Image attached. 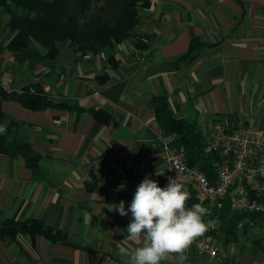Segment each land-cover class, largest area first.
<instances>
[{"label":"crops","instance_id":"obj_1","mask_svg":"<svg viewBox=\"0 0 264 264\" xmlns=\"http://www.w3.org/2000/svg\"><path fill=\"white\" fill-rule=\"evenodd\" d=\"M139 13V35L149 37L138 50L126 41L116 47V66L103 55L75 62L62 49L56 63L42 59L39 45L17 63L5 48L7 17L0 10V85L18 91L39 83L56 101L79 109L32 111L16 101L1 110L21 123V134L42 158L48 183L34 180L21 157L0 156V213L3 219L39 220L65 236V243L43 236L0 239V264H127L140 239L124 240L131 213L112 211L121 200L127 210L145 176L158 182L165 165L157 137L152 99L165 96L178 118L197 125L208 141L216 120L264 127V0H150ZM191 39L206 44L195 59L173 65ZM49 72L47 78L39 77ZM106 73L105 80L100 75ZM102 111L107 123L91 112ZM123 184L121 189L119 186ZM207 232L219 227L205 216ZM249 225L238 242L225 243L223 233H208L218 256L191 251L184 264H264L249 240ZM213 235V236H212ZM176 253L160 264H177Z\"/></svg>","mask_w":264,"mask_h":264},{"label":"trees","instance_id":"obj_2","mask_svg":"<svg viewBox=\"0 0 264 264\" xmlns=\"http://www.w3.org/2000/svg\"><path fill=\"white\" fill-rule=\"evenodd\" d=\"M150 4V0H0V10L7 17L4 30L9 35L5 48L17 63L24 61L26 49L39 45L44 51L42 59L47 62L56 63L61 50L66 48L73 54L75 62L87 55H103L107 65L113 68L116 66L115 50L119 45L128 41L138 50L148 46L149 37L139 35L136 26L140 11ZM205 46L199 39H191L187 52L173 59V65L193 61ZM48 76L49 72H46L39 77ZM106 77V73L100 75L101 80ZM2 101H16L32 111L79 109L65 100L52 99L39 83L29 84L18 91H6L0 85V103ZM152 104L160 134H174V146L184 153L187 164L197 167L214 184L219 155L205 151L208 141L197 125L174 116L165 96L154 97ZM91 114L101 123L109 120L102 111L93 110ZM0 125L6 126V132L0 134V156L21 157L34 180L48 183L39 169L42 156L22 136L21 123L3 113L1 106ZM258 201L264 205V196ZM196 203L191 198L186 205L191 207ZM210 217L217 218L219 227L216 231H206L204 235L209 237L208 233L221 232L226 244L238 242L249 225L264 229V211L234 213L228 203H224L222 209L214 210ZM17 235H27L31 239L43 236L52 242L65 243L62 233L45 227L39 220L3 219L0 213V239L14 240ZM252 243L264 256V236Z\"/></svg>","mask_w":264,"mask_h":264},{"label":"built area","instance_id":"obj_3","mask_svg":"<svg viewBox=\"0 0 264 264\" xmlns=\"http://www.w3.org/2000/svg\"><path fill=\"white\" fill-rule=\"evenodd\" d=\"M175 135L162 136L157 140L163 148L165 169L160 176V187L168 184L171 177L184 184L197 203L209 210H220L228 203L231 212L264 211L258 198L264 196V127L253 125L235 126L227 117L214 122L206 152H216L219 162L214 184L195 166H189L184 153L174 146ZM191 251L205 253L210 260L218 256L219 247L204 234L197 237L185 254Z\"/></svg>","mask_w":264,"mask_h":264},{"label":"clouds","instance_id":"obj_4","mask_svg":"<svg viewBox=\"0 0 264 264\" xmlns=\"http://www.w3.org/2000/svg\"><path fill=\"white\" fill-rule=\"evenodd\" d=\"M4 132L6 126L0 125V134ZM168 180L166 186L160 187L157 181L145 176L127 210L123 200L112 210L121 216L131 213L124 240L142 241V246L132 251L120 247V254L129 257L127 264H160L170 253L178 254L177 264H184L186 250L207 230L204 217L209 210L200 203L188 207L186 202L191 199L189 189L179 183L177 177H169ZM119 187L123 189L124 185Z\"/></svg>","mask_w":264,"mask_h":264},{"label":"rangeland","instance_id":"obj_5","mask_svg":"<svg viewBox=\"0 0 264 264\" xmlns=\"http://www.w3.org/2000/svg\"><path fill=\"white\" fill-rule=\"evenodd\" d=\"M173 136H174V134H172ZM250 230V232H249V240H251V238L252 239H260L261 237H263L264 236V230L262 231L261 229H255V228H250L249 229ZM252 241V240H251ZM255 241V240H254Z\"/></svg>","mask_w":264,"mask_h":264}]
</instances>
